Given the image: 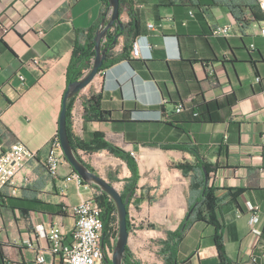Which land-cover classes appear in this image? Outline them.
Listing matches in <instances>:
<instances>
[{"label": "crops", "instance_id": "crops-1", "mask_svg": "<svg viewBox=\"0 0 264 264\" xmlns=\"http://www.w3.org/2000/svg\"><path fill=\"white\" fill-rule=\"evenodd\" d=\"M132 3L141 58L132 57L133 37L118 35L103 74L75 97L70 119L76 138L88 140L100 132L135 156L140 177L138 199L128 206L129 252L140 264H164L159 243L158 255L149 245L177 231L188 214L191 177L175 165L194 163L188 149L196 148L216 166L209 183L222 201L229 260L264 264V38L257 33L256 0ZM229 5H243L236 12H241L240 22ZM102 11V0H0V155L17 143L35 152L0 191V264H40L41 252L44 264H62L48 252V242L36 238L34 225L59 224L70 233L73 216L52 215L40 204L68 208L96 190L67 182L74 172L67 161L57 178L47 174L44 163L48 143L58 135L76 41H85ZM121 20L125 26L132 18L124 11ZM224 26L231 28L227 37L212 34ZM93 93L101 95L112 121H85L84 100ZM181 104L186 109L176 113ZM206 104L212 105V122L193 116V107L200 110ZM79 154L82 159L95 156L97 162L120 161L125 169L123 191L132 175L125 162L107 151ZM230 189L242 191L238 207L228 205ZM249 203L259 207L254 228L262 235L252 231ZM213 234L205 224L192 225L179 247L180 264H219Z\"/></svg>", "mask_w": 264, "mask_h": 264}, {"label": "trees", "instance_id": "trees-1", "mask_svg": "<svg viewBox=\"0 0 264 264\" xmlns=\"http://www.w3.org/2000/svg\"><path fill=\"white\" fill-rule=\"evenodd\" d=\"M79 0H74V3H77ZM103 2V11L98 19L97 23L90 29L87 30L85 36V41L80 42L76 41L75 47L72 52L70 63L67 69V84L69 85L72 82L81 80L87 72L92 68L93 60L96 56L95 52V36L96 32L105 18L107 9L109 7V0H102ZM257 2V1H256ZM120 11L128 12L132 20L128 25L124 26V29L121 30L119 27L115 29L113 35H108L106 39V46L112 45L115 36L125 35L126 37H133V41H136V37L139 34V24L136 22L134 11L132 8V0H120ZM258 5V14H255V21L261 23L263 21V15ZM229 8L235 18L240 22L241 21V12L238 15L236 12L242 11L243 5H229ZM213 34V32H212ZM118 60V58H115ZM105 68V64L101 71ZM76 98H73L68 103V133L72 143V146L75 150V153L80 161H83L79 152H83L87 155H92L95 153H100L103 151L109 152L112 156L121 159L125 162L131 172V177L127 180L126 185L123 189L122 196L125 199L129 193H132L131 201H136L137 196V186L139 181V171L136 160L134 156L126 152L122 148L108 142L105 138V135L100 132H95L91 134V137L88 140H82L76 138L71 131V112L74 106ZM184 109L185 106L183 105ZM218 106L216 105V108ZM211 104H206L204 108L196 110L192 108L193 116L203 121L214 120L210 115L211 113ZM197 114V115H196ZM208 115V117H206ZM84 118L87 123L91 122H110L112 121V113L103 108L101 95L93 93L89 98L84 100ZM207 118V119H206ZM59 137V136H58ZM188 151L194 156V163L183 162L175 165V168L182 171L184 176L191 177V203L189 206V212L194 209L193 213L188 218V214L179 229L175 232H167V238L159 242L160 250L159 256L164 261V264H180L178 260L179 247L184 240L187 230L194 224L202 223L207 227L213 229V243L217 249L220 263L219 264H232L229 260L226 250H225V237H224V223L221 218L222 215V201L218 199L216 192L217 190L206 183V175L210 179V175L215 172L216 166L206 162L199 155L196 148H189ZM84 162V161H83ZM91 171L95 172L92 167L87 164ZM112 181H117L116 177L110 175ZM99 192V197L97 202L102 211L101 218L105 226V235L104 241L106 242L109 238L110 230L116 232L118 237L119 233V224H118V211L114 201L100 189L95 186H92ZM241 190H232L228 191L226 199L228 200V205L231 208L238 207V197L241 194ZM41 208L52 214V215H67L68 208L61 205H51L41 203ZM115 227V228H114ZM128 229L130 232V226L128 222ZM116 230V231H115ZM105 264H112L110 262H105ZM124 264H140L134 260L133 255L129 252L128 248L124 257Z\"/></svg>", "mask_w": 264, "mask_h": 264}, {"label": "built area", "instance_id": "built-area-1", "mask_svg": "<svg viewBox=\"0 0 264 264\" xmlns=\"http://www.w3.org/2000/svg\"><path fill=\"white\" fill-rule=\"evenodd\" d=\"M263 13V21L257 24V33L264 38V0H256ZM192 16L193 13L190 12ZM153 28V25H150ZM231 28L229 26L219 27L213 30V35L217 37H227ZM254 48V45H252ZM132 57L141 58V48L137 41L132 43ZM37 63V62H36ZM101 71L98 76L102 75ZM25 81L24 77H20ZM184 107L180 105L177 112H182ZM35 156L27 146L21 143L13 145L7 152L0 155V191L9 182H12L17 174L25 167L29 159ZM135 157V156H134ZM66 161L61 147L60 139L55 136L48 143V153L44 163L47 174L52 178H57L61 165ZM67 182L74 181L78 187H89L83 179L75 172L66 178ZM92 195L76 206L68 207V212L73 216L74 225L70 233H66L59 224H50L46 227L44 223L34 225V232L38 240L48 242V252L60 258L62 264H105V258L111 252L110 247L104 241L105 226L101 218V209ZM250 213V225L256 235L262 232L254 226L259 222V207L248 204ZM110 238V233H109ZM116 238L109 239L114 244ZM111 255V254H110ZM113 256V254H112ZM37 261L40 264L46 262L44 252L38 255Z\"/></svg>", "mask_w": 264, "mask_h": 264}, {"label": "water", "instance_id": "water-1", "mask_svg": "<svg viewBox=\"0 0 264 264\" xmlns=\"http://www.w3.org/2000/svg\"><path fill=\"white\" fill-rule=\"evenodd\" d=\"M120 7V0H109V7L105 18L101 22L94 39L96 56L93 60L92 68L81 80L72 82L67 86V90L65 91L62 101V111L60 114L58 130V136L66 161L73 168L74 172L77 173L87 185L95 186L107 194L114 201L117 207L119 224L117 242L112 258H105V262L108 263L111 261L112 264H124V257L130 238L128 229V206L130 205L132 193H129L124 199L121 191L115 185L111 184L98 173L91 171L85 162L79 160L68 133V103L94 82L107 60L109 51L113 48L112 45L115 46L117 44V40L119 39L118 35L115 36L112 45L104 46L107 36L112 29L117 27L121 30L124 29V25L121 20ZM205 175L206 183L208 184L209 178L207 173H205ZM193 211L194 209L189 212L188 218Z\"/></svg>", "mask_w": 264, "mask_h": 264}, {"label": "rangeland", "instance_id": "rangeland-1", "mask_svg": "<svg viewBox=\"0 0 264 264\" xmlns=\"http://www.w3.org/2000/svg\"><path fill=\"white\" fill-rule=\"evenodd\" d=\"M182 106L184 104H181ZM180 106V105H179ZM178 106V107H179ZM178 109V108H177ZM177 109H176V113L177 112ZM185 109H183L184 111ZM182 111V112H183ZM180 112V113H182ZM197 115V114H196ZM83 160L86 162V163H90L91 165L94 166V168L96 169V173H98L100 176H102L103 178H105L107 181H109L111 184L115 185L121 192V188H122V181L121 180H124V173H125V169H124V165H122V163L120 161H116L114 160L113 162L114 163H110L109 160H100V162H97L98 159L95 157V156H87L85 158H83ZM116 172H119L118 176H117V181H112L111 180V177L110 175H112L113 177L116 176ZM93 198L95 199V201L97 202V199L99 197V192L97 190H94L93 192ZM98 203V202H97ZM52 205V204H51ZM115 228V227H114ZM116 231V230H115ZM110 238L107 239L106 243L108 244V246L110 247L111 249V252L109 253V255H107L106 257L108 259H111L112 258V254L114 252V248L116 246V242H117V235H116V232H113V230H110ZM112 238H116V240L114 241V244H111L109 239ZM157 243V244H156ZM159 241H156L154 243H151L149 245V249L151 252H155L157 255V251L159 250V248H155L157 245H158ZM111 254V255H110ZM159 256V255H158ZM157 256V257H158ZM160 257V256H159ZM139 263H141V261H139L138 259H136ZM147 262V261H146ZM143 264V263H142ZM144 264H149V263H144Z\"/></svg>", "mask_w": 264, "mask_h": 264}]
</instances>
